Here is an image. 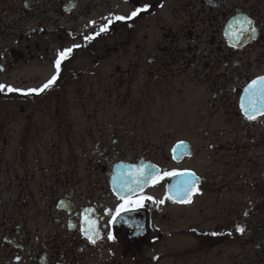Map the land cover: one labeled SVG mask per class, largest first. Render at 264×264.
Returning a JSON list of instances; mask_svg holds the SVG:
<instances>
[{
	"label": "flooded vegetation",
	"instance_id": "flooded-vegetation-1",
	"mask_svg": "<svg viewBox=\"0 0 264 264\" xmlns=\"http://www.w3.org/2000/svg\"><path fill=\"white\" fill-rule=\"evenodd\" d=\"M68 48L47 90L0 92V264L261 261L246 231H264V114L241 105L264 76V0H0V84L39 88ZM188 171L192 202L168 199ZM141 172L154 175L137 188ZM212 185L222 222L201 207L183 222Z\"/></svg>",
	"mask_w": 264,
	"mask_h": 264
},
{
	"label": "snow or ice",
	"instance_id": "snow-or-ice-1",
	"mask_svg": "<svg viewBox=\"0 0 264 264\" xmlns=\"http://www.w3.org/2000/svg\"><path fill=\"white\" fill-rule=\"evenodd\" d=\"M150 8V5H143L142 7H137L135 10H133L128 16H116V20H131L141 13L147 12ZM249 25L252 23L250 20L246 21ZM108 23H111V20L108 21ZM237 23H240L237 21ZM231 28V25L229 26ZM107 26H102L99 31L96 33V35H99L100 32L106 31ZM247 31V29H244ZM252 32H255V29H251ZM232 35H235L232 33ZM239 39V37H236ZM88 39H92V37H88ZM75 47H79V45H76ZM72 53V48L65 49L59 53V59L55 61V68H56V74L52 76L50 80L47 81V83L41 85L39 88H32L28 90H23L21 88H14L10 85H4L0 84V92L2 91H8V92H21L23 94H39L45 90H47L49 87H51L56 81L60 73V66L62 60L68 59L70 54ZM248 103L242 104L241 107L244 109V114L249 120H253L256 118L257 114H264V76L258 77L257 79L253 80L252 83L249 85L248 89ZM180 147H183V142L181 143ZM135 167V166H133ZM147 167V166H142ZM139 172L140 169H137ZM175 172H166L164 173V176H170V175H176ZM154 173L151 174H145L141 172V178L139 179L138 183L136 184L137 188H142L144 184L148 182L149 179L152 178ZM188 177V179H185L181 182V184L177 187L175 195H169L168 199H172L176 202L180 203H191L192 202V195L194 191H199V189L196 188V183L198 181V178H196L195 173L188 171L184 173ZM158 182V181H157ZM123 199V197H122ZM152 197L150 196H141L139 200L137 201H128L126 200L124 204L120 206V208L117 209V214L122 209H125L129 203L135 204L137 206H140L144 200H151ZM165 201L163 199L159 200L158 203L163 204ZM90 209H85V214H87ZM85 223L90 224V228L84 229V234L87 236V238L92 242L95 243V239L93 238V235H99L98 232L92 233L93 229L95 228V221H89L87 215H85ZM240 233L244 232L243 227H239L237 229ZM215 234V233H214ZM112 238V237H109Z\"/></svg>",
	"mask_w": 264,
	"mask_h": 264
},
{
	"label": "rangeland",
	"instance_id": "rangeland-1",
	"mask_svg": "<svg viewBox=\"0 0 264 264\" xmlns=\"http://www.w3.org/2000/svg\"><path fill=\"white\" fill-rule=\"evenodd\" d=\"M49 72V70H48ZM47 73V72H46ZM11 75H12V78L15 79L19 77V73L17 71H11ZM7 110V108H2L1 104H0V120L1 121H4V115H3V112H5ZM200 142H204V141H199ZM7 157L8 158H13V156L11 155L12 152H13V149L9 148L7 149ZM27 158H35V154L30 151L27 153ZM214 156V155H213ZM214 159H218V157L215 155L214 156ZM201 171L209 177V175H213L214 174V167H208V166H205V167H202L200 168ZM210 175V176H211ZM212 184V183H211ZM225 190H221V189H217V188H214V186L212 185V193L208 190L207 191V194H204L202 195L200 198H198L197 200V203L195 205V208L193 207H185L183 209V211L186 212V215H187V218L183 221L185 222L186 224H188L190 221H196L195 220V213L199 210V208H205V211L208 212V216H212L213 219L211 221H208L206 222V225H210V227H214L217 223H220L222 222V217L224 215V212L221 214V212L223 211V208L227 207L226 206V201H227V195L226 197H223L222 196V192H224ZM228 202V201H227ZM232 206V205H231ZM201 210H199V213H198V221H201L202 219V215L200 213ZM206 218V217H205ZM256 236L257 239H259L260 241H262L264 243V231H246V237L247 238H252ZM216 237V236H215ZM177 242H180L182 243V245H187V244H190V237L189 236H179L178 239H176ZM178 243V244H180ZM183 245V246H184ZM227 249V247H222V246H215L213 248L212 251H210L211 253H215L218 252L220 249ZM232 249V250H235V247H229V250ZM260 254L262 255L261 256V261H258L257 264H264V249L262 252H260ZM170 260V259H167L166 262ZM160 264H163V262H161Z\"/></svg>",
	"mask_w": 264,
	"mask_h": 264
}]
</instances>
